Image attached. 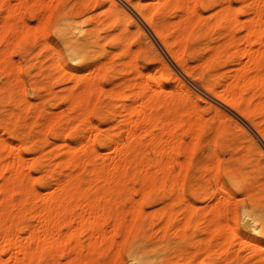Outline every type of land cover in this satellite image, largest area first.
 <instances>
[{
    "label": "bare ground",
    "instance_id": "1",
    "mask_svg": "<svg viewBox=\"0 0 264 264\" xmlns=\"http://www.w3.org/2000/svg\"><path fill=\"white\" fill-rule=\"evenodd\" d=\"M17 1L0 0V264H115L123 251L130 264H196L201 254L198 263L264 264V0H62L54 8L52 0ZM23 4L40 19L37 29ZM241 15L249 19L242 23ZM46 25L70 58L85 60L96 48L106 61L81 74L58 57L48 75L54 80L60 68L66 76L51 85L73 86L47 97V85L31 81L28 89L43 100L34 105L12 54L27 59L38 47L30 31ZM131 27L133 40L113 32ZM101 31L111 32L102 38ZM43 41L41 53H56ZM140 56L159 70H140ZM169 59L200 82L204 110L187 104L198 96ZM165 74L181 94L163 85ZM104 82L114 84L105 95ZM48 104H65L68 115L47 114ZM88 117L118 123L93 133ZM161 195L170 200L168 223L156 233L163 220L149 219L144 206ZM177 206L187 224L203 221L204 238L189 240L183 226L176 240ZM235 210L258 238L231 227ZM149 238L156 247L149 249Z\"/></svg>",
    "mask_w": 264,
    "mask_h": 264
},
{
    "label": "rangeland",
    "instance_id": "2",
    "mask_svg": "<svg viewBox=\"0 0 264 264\" xmlns=\"http://www.w3.org/2000/svg\"><path fill=\"white\" fill-rule=\"evenodd\" d=\"M50 1V0H49ZM17 2H20V1H17V0H11V4L13 5V4H17ZM30 2H31V0H30ZM51 3H50V5H51V7H52V4H53V2H54V5H53V8L55 7V6H57V4L59 3V2H62V0H52V1H50ZM18 5V4H17ZM24 5V4H23ZM23 5H22V11H24L25 12V10H26V12H25V16L27 17L26 18V20H27V22H29V24H30V26L33 28V27H35L34 29H37L38 27H39V25H41V22H40V19H38V18H33L32 17V15L33 16H35L34 14H33V12H31V13H29L28 12V10H29V7H28V5L27 4H25L27 7H25V5H24V7H23ZM14 6V5H13ZM239 6L241 7L242 6V4H239ZM50 7V9L46 12V13H48L49 11H51L53 8H51ZM25 8V9H24ZM27 8V9H26ZM106 8L107 7H105V8H102V9H100L99 10V13H100V11H103V10H106ZM27 13V14H26ZM46 13H44V14H46ZM98 13V12H97ZM241 18H240V20L242 21V23H243V21L245 22V20L247 19H249V18H247L248 16H246V15H241L240 16ZM84 20V19H83ZM82 19H80V21H83ZM39 23V24H38ZM36 24H37V27H36ZM47 26V27H46ZM46 26H43L46 30H42V28L43 27H41L40 29H38V31H30V32H32L33 34H31L30 36L32 37L33 35L36 37V39H37V45H38V47L36 48V47H34L35 49H36V51L33 49V47L31 46V47H29V44H28V46H26V47H29L28 49V51H27V48H26V50L25 51H27V54L29 53V55H28V58L26 59L25 57H27V55L25 56V57H22V56H18V54L16 53V52H14L13 54H12V60H13V62L15 63V64H21L22 66L20 67L21 68V77H22V79H24L25 80V82H26V84H25V87H24V89H25V93H26V97H27V101H29V102H31V104H34V105H38L37 103H39L40 104V102H43V100H39V98L38 97H36V95L32 92V91H30L29 89H28V85H30L32 82L34 83V80L37 82V83H39V85H47V87L43 90L44 91V93H43V95L44 94H46V95H44V96H50V94H52V93H61V92H63V90L65 89L66 90V88L68 89L69 87H72L73 86V84H71V83H68V85H63V84H60V83H53L52 85H51V80L52 81H54L55 79H57V78H59L60 77V75H62L63 74V69H57V73H56V75L53 77L54 78V80L53 79H51L49 76L50 75H48V74H50V72H51V70H53V69H55L56 68V65L58 64L57 63V61H59V59H58V57L61 59V61H62V65H63V67L66 69V70H68V72L69 71H71V70H73V69H79L82 73L81 74H88V73H90V72H92L93 71V68L95 67V65L98 63V62H100V61H102V62H105L106 61V59L104 58V57H102L100 60H98L97 58H98V55L100 54L98 51H97V49L96 48H91L90 50V52H89V50H88V58H86L85 60H83V58H79V59H73V58H70L68 55H67V53L65 54L64 53V45H62L63 43L61 42V39H60V37H59V35H57L58 34V32L57 31H50L51 29H52V27H50L49 25H46ZM135 28L133 27H131L130 28V31H125V32H122V31H113L114 33H116V34H119V35H122V36H124V35H127V36H129L128 38H130V39H132L133 40V38H134V32H135V30H134ZM44 31V32H43ZM149 31H151L150 29H149ZM51 32V33H50ZM56 32H57V34H56ZM102 32V38H104L105 36H108L109 35V33L111 32V31H101ZM244 34L246 33V32H243ZM45 34V35H44ZM33 36V37H34ZM45 36V37H44ZM34 37V38H35ZM45 38H47L48 40H49V45H50V47L52 46V47H54L55 49H56V53L55 52H53L52 50H49V53H48V51H46L45 53H44V50L42 51V53H41V50H42V46H43V44L45 43V41H43ZM44 42V43H43ZM62 43V44H61ZM112 43V41L110 40V39H107V41L106 40H103L102 41V45H103V48L104 49H109V47H108V45L110 46V44ZM36 45V46H37ZM1 47H3L4 48V43H1ZM2 48V49H3ZM132 48L134 49V50H136V49H138V47H136L135 46V40L134 41H132ZM33 51V53H31ZM94 51H95V53H94ZM38 52H40L43 56H41L40 57V53H38ZM107 52V51H106ZM36 53H38V55L39 56H37V54ZM53 54H54V56H53ZM104 54H105V52H104ZM37 56V57H36ZM90 56V57H89ZM165 56V55H164ZM50 57V58H49ZM21 59H23L22 61H21ZM32 59V60H31ZM40 59V60H39ZM24 60H26V62H24ZM30 60V61H29ZM44 60V61H43ZM74 60V61H73ZM82 60H83V62H82ZM86 60H89V61H86ZM28 61H29V63H28ZM34 61V62H33ZM39 61V65L37 66V67H40L41 66V63L43 64V66L45 67H43V71H44V73H39V69L36 67V66H34V63H35V65H36V63ZM167 61H168V59H167ZM54 62V63H53ZM32 63H33V65H32ZM148 63V61L147 60H144V58H143V56H140V58H139V69L140 70H142V71H147V70H149L150 72L152 71V72H155V69L157 68V70H159L158 69V64H147ZM169 63L171 64V65H173V70H174V73L178 76V77H180V79L191 89V91L194 93V94H196L197 96H198V98L196 99V101L195 102H193L192 100L190 101L189 100V102L187 103L188 105H190L192 108H193V106L195 105L197 108H201V110H204L205 109V106H206V104H205V101H206V97L204 96V94L206 95V93H204L203 91H202V89H201V86H200V82H196L195 80H193V79H191V78H189V77H187V76H185L184 75V73H183V71L175 64V63H173V61L171 60V59H169ZM19 64V65H20ZM19 65H16L17 67H19ZM31 66H32V68L34 67V69H35V71L31 68ZM34 71L35 73L33 74V72H31V71ZM46 70V71H45ZM156 70V71H157ZM31 72V73H28V72ZM61 72V73H60ZM86 72V73H85ZM180 72V73H179ZM39 76V77H37V75ZM34 75H36L35 77H34V79H33V77L32 76H34ZM63 75H65L66 76V74L64 73ZM30 76L32 77V78H30ZM45 76V77H44ZM165 76V77H164ZM163 77H162V83H163V85L165 86V87H167V88H170V89H172V90H174V93L176 94H174L175 96H177V94H181L180 92L178 93L176 90H175V88H176V86H177V83L176 82H174V80L173 81H171V80H169L168 79V76H166V74L164 75ZM45 79H44V78ZM167 77V78H166ZM40 78H41V82H38L39 80H40ZM43 79V80H42ZM32 81V82H31ZM46 81V82H45ZM1 82H2V77L0 76V84H1ZM50 82V84H48ZM55 82V81H54ZM42 83V84H41ZM105 84H104V89H105V91H104V95L105 94H107L110 90H112L113 88H114V84L112 83H106V82H104ZM106 85V86H105ZM18 90H21L20 92H24V90L22 89V87L21 88H18ZM35 95V96H34ZM17 96V95H16ZM103 96V95H102ZM104 97V96H103ZM103 102H104V104L102 105L103 107H107V106H109V110L111 109V107H112V104H110V103H108L109 101L106 99V101L104 100V98H103ZM191 102V103H190ZM106 104H108V105H106ZM49 105V104H48ZM46 106V113L47 114H49L50 115V113H52V112H54V113H60V112H63V114L65 115V116H67L68 115V110H67V106L65 105V104H61V105H58L57 107H51V105H49V106ZM48 107L51 109V111H50V109H48ZM24 108V106L21 108V109H23ZM195 108V107H194ZM21 109L20 110H17V113H22V115H25L24 113L25 112H22L21 111ZM57 111V112H56ZM211 115H206L205 116V118H207L206 120H209L211 117H210ZM210 117V118H209ZM98 118H96V117H94V118H92V120L90 121V119H89V117L86 119V124L87 125H90V126H92L93 127V133H96V132H98V131H96L97 130V128H100L101 129V131L103 132H112V131H115V130H112L111 128H110V124H111V126L113 125V123H114V125L115 124H117L118 123V121H114L113 123H111L110 121H108V122H106L105 121V123H103L104 121H98L97 120ZM91 122V123H90ZM110 122V123H109ZM98 125L100 126V127H98ZM113 125V126H114ZM108 127L110 128V129H108ZM108 129V131H107V129ZM1 130H0V135H1ZM99 133V132H98ZM6 137H8V136H6ZM54 146H52V148H53ZM47 148H48V146H47ZM49 148L50 149H48L49 150V153H50V150L52 149L50 146H49ZM55 148V147H54ZM54 150H55V152H54ZM51 152H53V153H56L57 154V152H58V150H56V148L55 149H52L51 150ZM102 152H104V154L105 153H107L108 151H105V150H103ZM28 158H31V156H28ZM178 169H176V171H177ZM33 174H34V176L35 177H39L40 175L38 174V173H35V172H33ZM203 182H201L200 181V184H202ZM40 188V187H39ZM203 191H204V189H202ZM44 191V190H43ZM213 191L215 192H217V190L216 189H213ZM221 194L222 193H218L217 194V199H219L220 197H221ZM161 197H162V199H161ZM202 198H205V197H203V196H201ZM163 198H165L164 196H159V199L161 200V201H158L155 205H145L144 206V209H145V215H147V217L149 218V219H153V218H156V217H160V219H162L163 220V222H162V224L161 225H155V226H153L152 227V229H153V232H156V233H160V231H161V228H162V226L164 225L163 223H168V219H166L165 217L163 218V215L165 214V210H166V206H168L169 205V203H170V200H167L166 198H165V200L163 199ZM181 198V195L180 194H176V196H175V199H176V201H178L179 199ZM239 198H241V196H239ZM136 200H140V197H138L137 196V198H136ZM204 206V203H201L200 204V207H203ZM183 210H182V207H180V206H177L176 207V212H175V217H174V227H172L171 228V233L173 234V235H175L176 236V240L177 241H179V239L181 238V236H182V228H183V226L186 228V230H187V232H186V234H187V236H188V238H189V240H192L193 242H194V240L196 239V241H197V239L198 238H204L203 237V235H202V232H201V230L203 229V227L205 226V224L203 223V221L202 220H200V219H197V220H195L194 222H192V224L191 225H189V224H187V215H184L183 213ZM133 212L132 211H125V213H124V217H127L128 219H130V218H132L133 217ZM230 217H231V227H233V228H236V229H238V230H240L241 231V233H242V235L243 236H245V238H246V240H248V241H253V239H255V237L256 238H258V236L259 235H257L256 236V234H254L252 231H250V230H247V228H246V225H245V222H244V220H243V218L242 217H240V213H239V211H237V210H235L233 213H231V215H230ZM161 220V221H162ZM189 222H190V220H189ZM244 226V227H243ZM113 226H112V224H111V228H112ZM111 228H108V229H111ZM245 228V229H244ZM173 229V230H172ZM112 230H110V232H111ZM117 240L119 241V242H121L122 241V236L121 235H119V237L117 238ZM150 240V241H149ZM152 242V243H151ZM145 243H147V245L149 246V249H151V248H154V247H156V245H155V242L154 241H152L151 240V238H149V239H147V241L145 242ZM154 243V244H153ZM153 244V245H152ZM153 246V247H152ZM178 246V247H177ZM201 246L202 245H200V246H198V247H196V248H194V249H192V250H195L196 251V253H198L199 252V250H198V248H200L201 249ZM176 247V248H175ZM174 248L175 249H173V251H175V250H177L176 252H179L180 251V247H179V245L178 244H176L175 246H174ZM179 248V249H178ZM192 250H191V252H192ZM197 250H198V252H197ZM192 253H194L193 255H191V253H190V257H193L194 255H195V252H192ZM202 255V254H201ZM201 255L200 256H198V258L196 259V261L198 260H200L199 258L201 257ZM122 258V259H121ZM121 258L115 263V264H130L129 262H128V258H127V255H126V252H122V256H121ZM202 260L198 263V261H197V263L198 264H214L215 263V260H208V259H206V258H201ZM122 260V261H121ZM124 261V262H123ZM190 261V260H189ZM202 261H204V262H202ZM188 261H185V262H183V264L184 263H187ZM202 262V263H201ZM196 263V264H197ZM195 264V263H194Z\"/></svg>",
    "mask_w": 264,
    "mask_h": 264
}]
</instances>
